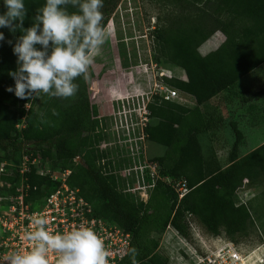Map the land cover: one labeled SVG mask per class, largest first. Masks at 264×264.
I'll return each instance as SVG.
<instances>
[{"label": "trees", "instance_id": "obj_1", "mask_svg": "<svg viewBox=\"0 0 264 264\" xmlns=\"http://www.w3.org/2000/svg\"><path fill=\"white\" fill-rule=\"evenodd\" d=\"M157 1L166 14L153 34L156 61L171 63L186 74V79L164 77V83L193 95L198 106L191 109L157 93L147 103L150 120L144 127L145 137L167 150L152 159L160 177L146 202L135 203L121 192L111 170L112 161L102 162L105 153L95 147L103 139V134L96 132L98 120L84 119L70 125L64 122L69 109L88 103V96L81 90L85 87L84 75L76 78L79 89L68 98L41 94L19 99L5 91L14 86L9 73L17 67L7 41L14 44L22 33L0 28L5 36V41H0V150L4 158L10 162L21 161L24 156L45 159L54 169L65 170L73 169V162L80 157L68 182L80 188L93 204L96 216L131 233L127 264H169L168 256L159 250L161 237L172 226L189 238L190 219L200 222L212 235L224 234L237 242L249 234L255 221L248 203L236 201L234 191L240 181L234 179L242 167L253 162L264 180V143L244 162L239 154L244 135L235 127L236 140L228 164L222 167L217 151L204 143L209 138L205 137L208 120L199 107L264 63V0ZM43 4L44 0H25L23 28L32 25ZM4 10L0 4V12ZM105 24L106 19L103 27ZM217 31L225 35V40L203 55L200 47ZM20 122L22 128L17 126ZM8 172L2 179L11 185L24 178L26 203L43 201L59 185L48 174L39 173L31 162L22 174L20 169H11L10 175ZM180 180L187 181L190 188L181 199L174 187ZM6 187L1 189L2 194L15 193L16 187Z\"/></svg>", "mask_w": 264, "mask_h": 264}, {"label": "rangeland", "instance_id": "obj_2", "mask_svg": "<svg viewBox=\"0 0 264 264\" xmlns=\"http://www.w3.org/2000/svg\"><path fill=\"white\" fill-rule=\"evenodd\" d=\"M101 11L102 23L106 19L104 28L110 35L94 57L93 64L84 74L85 90L83 88L81 90L86 93L89 100L79 109H69L64 115V122L70 125L84 119L98 120L99 127L96 132H101L103 139L95 147L105 153L102 162L112 161L111 170L116 176L121 192L135 203L146 202L153 185L160 177L159 168L154 166L152 159L164 155L167 147L145 137L140 124V114L137 111L144 102H149L153 94L160 93V87L165 84L164 77H178L182 72L175 65L163 60L156 61L155 58L153 34L159 25H162L166 14V9L161 3L157 0H104ZM224 39L225 35L222 32H215L200 47V52L205 55L206 52L216 49ZM255 70L249 78L264 80V64ZM118 98L120 99L117 100ZM129 108H136L132 113V119L127 121L122 118L121 121L117 114L121 112L125 114L124 110ZM127 125L131 130H127ZM23 126V122H20L18 128ZM229 130L231 135L225 132L220 138H213L222 167L228 164V157L236 140L234 131L231 128ZM251 130V127L245 128L246 136L239 144V154L243 161L246 160L245 157L250 153V149L256 148L264 141V125L250 132ZM204 143H206L205 140ZM30 159L29 156H24L21 161L10 162L4 158V152L0 150L1 176L7 171L10 172L11 169L21 171L28 166ZM33 162L38 167V171L48 174L52 180V174H59L62 171L59 168L54 169L50 160L35 159ZM79 162L80 157H77L73 162V169L78 168ZM235 175L237 176L236 173ZM260 175L258 165L250 162L247 167L239 170L238 176L234 179L238 180L237 182L240 181L234 191L236 201L243 200L248 203L255 221L249 234L237 241L242 244L261 242L264 238V180ZM166 180L169 181V178ZM12 185L17 188L16 194L20 193L18 188H24L23 177L21 176L17 184ZM1 188L2 186H0V195L6 197L0 203L2 208V205L7 204L14 193L2 194ZM7 189H11L10 186H7L5 190ZM16 197L15 195L14 199L17 201ZM101 219L104 220L103 223H108L107 219L103 217ZM110 224L114 225L112 221ZM196 231L205 240L211 235L200 222L195 221L193 226L190 224L189 244L194 247L196 244L193 241V233ZM3 235L4 233L0 231L1 240ZM168 235L161 237L159 250L168 257L170 254L173 262L177 264L182 256L181 249L185 248L183 247L185 240L177 235L175 238H168ZM154 236L159 238L160 233H155ZM221 236L226 235L221 234ZM219 240L220 238L214 241L212 246L220 243ZM187 248L191 247L187 245ZM124 264L127 263L124 262Z\"/></svg>", "mask_w": 264, "mask_h": 264}, {"label": "clouds", "instance_id": "obj_3", "mask_svg": "<svg viewBox=\"0 0 264 264\" xmlns=\"http://www.w3.org/2000/svg\"><path fill=\"white\" fill-rule=\"evenodd\" d=\"M104 0H44L32 25L23 28L25 0H0V28L22 34L12 41L16 70L9 73L14 86L5 91L19 99L68 98L77 92V77L84 75L94 62L110 33L103 27ZM69 9H73L70 11ZM0 41L5 36L0 31ZM144 133V131H143ZM24 239L26 251H12L2 264H48L49 252L57 254V264H108L103 240L89 227L81 226L66 233H50L46 217L32 219Z\"/></svg>", "mask_w": 264, "mask_h": 264}, {"label": "built area", "instance_id": "obj_4", "mask_svg": "<svg viewBox=\"0 0 264 264\" xmlns=\"http://www.w3.org/2000/svg\"><path fill=\"white\" fill-rule=\"evenodd\" d=\"M178 93V89L164 84L160 87L159 94L165 99L173 100L178 96ZM135 110L136 108H129V110H124L126 111L125 114L121 112L117 115L121 121L122 118L129 121V119H132V113ZM137 112L140 114V124L142 125V131H144V127L150 120L147 103L144 102V105ZM17 126L19 127V124ZM126 128L128 131L131 130L129 125ZM33 161L35 159L31 160V163H34ZM27 169L28 166L21 169V174ZM39 173L44 174L40 171ZM71 173V169H65L60 171L59 174H50L53 180L59 183L58 187L49 193L43 201L32 203L25 202L24 198L27 193L23 178L24 188H18L20 193L16 194L15 192L12 194L9 202L5 205L3 204L2 208L0 205V231L4 233L2 240L0 239V264L10 252L26 251L30 248V243L24 239V233L34 227L32 219L37 215L47 218V230L50 233H66L81 226L91 228L104 242L108 264H124L131 245V233L123 230L115 223L114 225L110 224V220H107V224L103 223L104 220L101 219L102 217L95 215L93 204L84 198L80 188L69 184L68 179ZM2 176L0 173V186L2 188L10 186L11 188L13 185L4 181ZM174 187L180 199L190 191L185 180L178 181ZM15 195L17 196V201L14 199ZM5 199L6 197L0 195V203ZM194 222L195 220L190 219L191 226H193ZM167 234H169L168 238H175V235H177L185 240L183 242V247L185 248L181 249L182 256L178 259L177 264H264V238H262L261 242L242 244L227 236L212 234L209 235L210 237H206L207 240H205L196 231L193 233V241L196 244V247H194L189 244L190 238L179 233L172 226L168 227L163 236ZM173 238L172 240L174 241ZM218 238H220V243L212 246V243ZM187 245L191 248L188 249ZM168 258L169 264H175L170 254ZM48 264H57L56 253L49 252Z\"/></svg>", "mask_w": 264, "mask_h": 264}, {"label": "crops", "instance_id": "obj_5", "mask_svg": "<svg viewBox=\"0 0 264 264\" xmlns=\"http://www.w3.org/2000/svg\"><path fill=\"white\" fill-rule=\"evenodd\" d=\"M209 52H206V54ZM179 69L182 73L178 78L186 79V77L184 78V75L186 76L185 71L181 68ZM255 71L244 76L235 85L220 92L216 97L199 105L208 120L205 137L209 138H205V144L209 147H213L216 150L213 138H220L225 132L227 135H231L229 128L235 133L236 127L246 136L244 132L246 127H251L252 130H255L264 125V80L262 78H249ZM173 101L191 109L198 106L197 100L193 95L181 90H179L178 96ZM251 135L253 134L251 133ZM252 150L250 149L249 152Z\"/></svg>", "mask_w": 264, "mask_h": 264}]
</instances>
